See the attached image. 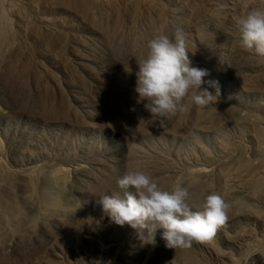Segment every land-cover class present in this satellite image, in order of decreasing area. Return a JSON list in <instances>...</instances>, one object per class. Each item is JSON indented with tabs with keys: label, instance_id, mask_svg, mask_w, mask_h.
<instances>
[{
	"label": "rangeland",
	"instance_id": "1",
	"mask_svg": "<svg viewBox=\"0 0 264 264\" xmlns=\"http://www.w3.org/2000/svg\"><path fill=\"white\" fill-rule=\"evenodd\" d=\"M0 2V264H264V57L237 26L264 0ZM178 28L221 95L161 128L136 102V59ZM128 169L198 203L219 193L214 244L170 249L157 229L147 245L112 222L100 197L122 196Z\"/></svg>",
	"mask_w": 264,
	"mask_h": 264
},
{
	"label": "clouds",
	"instance_id": "2",
	"mask_svg": "<svg viewBox=\"0 0 264 264\" xmlns=\"http://www.w3.org/2000/svg\"><path fill=\"white\" fill-rule=\"evenodd\" d=\"M242 46L264 57V7L251 8L237 20ZM147 54L136 61V102L142 103L154 126L164 127L190 101L199 108L217 102L221 85L208 69L192 66L186 34L177 29L170 38L161 33L147 43ZM207 87H202V85ZM209 88L214 89L209 91ZM114 130V129H113ZM125 190L122 196L100 197L103 211L119 226L136 230L142 243L156 246L157 229L170 249H187L193 243L213 245L217 231L226 224L230 205L215 191L204 195L202 202L192 199L181 179L169 189L140 170L128 169L117 179Z\"/></svg>",
	"mask_w": 264,
	"mask_h": 264
},
{
	"label": "bare ground",
	"instance_id": "3",
	"mask_svg": "<svg viewBox=\"0 0 264 264\" xmlns=\"http://www.w3.org/2000/svg\"><path fill=\"white\" fill-rule=\"evenodd\" d=\"M4 2V1H3ZM1 4V2H0ZM3 8H1L0 6V43L1 41L3 40V38L5 37L6 35V30H7V21L5 20L4 18V15H3V11H2ZM6 14V13H4ZM6 17V16H5ZM61 173H59L58 171L57 172H54L52 177L53 179L56 181V180H59L61 178Z\"/></svg>",
	"mask_w": 264,
	"mask_h": 264
}]
</instances>
